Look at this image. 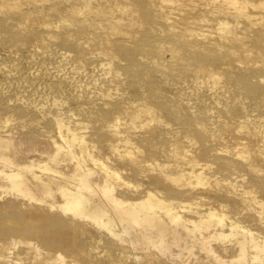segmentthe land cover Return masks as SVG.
Segmentation results:
<instances>
[{"label":"bare ground","instance_id":"6f19581e","mask_svg":"<svg viewBox=\"0 0 264 264\" xmlns=\"http://www.w3.org/2000/svg\"><path fill=\"white\" fill-rule=\"evenodd\" d=\"M0 264H264V0H0Z\"/></svg>","mask_w":264,"mask_h":264}]
</instances>
